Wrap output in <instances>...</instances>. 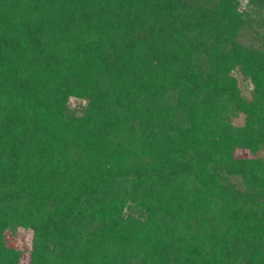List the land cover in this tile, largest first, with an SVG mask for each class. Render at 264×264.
I'll return each mask as SVG.
<instances>
[{
  "label": "trees",
  "instance_id": "16d2710c",
  "mask_svg": "<svg viewBox=\"0 0 264 264\" xmlns=\"http://www.w3.org/2000/svg\"><path fill=\"white\" fill-rule=\"evenodd\" d=\"M263 151L264 0H0V264H264Z\"/></svg>",
  "mask_w": 264,
  "mask_h": 264
},
{
  "label": "rangeland",
  "instance_id": "374dc122",
  "mask_svg": "<svg viewBox=\"0 0 264 264\" xmlns=\"http://www.w3.org/2000/svg\"><path fill=\"white\" fill-rule=\"evenodd\" d=\"M236 77L238 79L239 87L241 89L242 94L246 97H250L252 87L246 81L242 80L241 77H239V76H236ZM70 104L73 106L75 105L73 100H71ZM242 124H243V117L242 116L233 120V125L240 126ZM263 152H261V153H263ZM238 156L248 157L249 155L246 152H239ZM7 237H8L9 242L12 246L24 251L21 264H27L28 249L31 245L32 234L28 231H24V230L20 229V230L16 231L14 234L8 233Z\"/></svg>",
  "mask_w": 264,
  "mask_h": 264
}]
</instances>
